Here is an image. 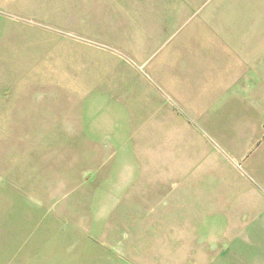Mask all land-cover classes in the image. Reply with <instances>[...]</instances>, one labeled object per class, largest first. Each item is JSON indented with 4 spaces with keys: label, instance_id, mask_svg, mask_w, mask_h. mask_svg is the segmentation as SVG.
Segmentation results:
<instances>
[{
    "label": "crops",
    "instance_id": "obj_1",
    "mask_svg": "<svg viewBox=\"0 0 264 264\" xmlns=\"http://www.w3.org/2000/svg\"><path fill=\"white\" fill-rule=\"evenodd\" d=\"M54 27L87 40L125 34L121 61L109 62L112 92L98 91L99 77L80 81L91 92L21 90L0 58V115L68 132L63 148L110 179V193L152 178L141 194L205 228L187 254L174 236L182 264H264V0H0V46H38ZM78 50L85 63L107 57L102 46Z\"/></svg>",
    "mask_w": 264,
    "mask_h": 264
},
{
    "label": "rangeland",
    "instance_id": "obj_2",
    "mask_svg": "<svg viewBox=\"0 0 264 264\" xmlns=\"http://www.w3.org/2000/svg\"><path fill=\"white\" fill-rule=\"evenodd\" d=\"M74 30L54 27L37 36L38 46H0V58L8 62L5 74L20 77L21 90L54 94L91 92L94 84L80 81L99 77L98 91L111 93L115 67L110 63L114 57L121 61L123 54L115 46H126L125 34L119 29L112 36L87 40L80 36L83 31ZM79 46H102L107 57L101 65L85 63ZM11 118L0 115V264L184 262L177 259L174 236L182 237L181 246L188 250L181 251L187 254L193 237L205 228L189 227L188 211L174 217L153 192L146 196L147 190L153 191L152 178L133 180V188L110 193V179L99 180L79 169L76 153L63 148L68 132L18 128L10 124ZM127 181L119 179L118 186L129 185ZM100 182L101 190L95 188ZM99 246L101 252L94 257L88 250Z\"/></svg>",
    "mask_w": 264,
    "mask_h": 264
}]
</instances>
